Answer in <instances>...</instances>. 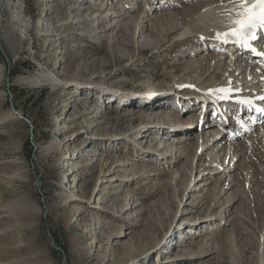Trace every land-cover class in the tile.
Listing matches in <instances>:
<instances>
[{"label":"rangeland","instance_id":"1","mask_svg":"<svg viewBox=\"0 0 264 264\" xmlns=\"http://www.w3.org/2000/svg\"><path fill=\"white\" fill-rule=\"evenodd\" d=\"M93 1L90 12L88 0H20L26 27L15 23V50L0 41V264H264V142L252 146L264 133L256 127L239 134L244 156L232 183L220 174L198 179L208 160L225 157L229 138L219 133L213 152H198L194 138L204 143L209 127L205 121L197 128L199 109L190 113L183 106L187 119L175 105L159 113L172 99L162 96L165 88L183 84L187 93L180 96L195 98L192 89L222 80L228 66L226 53L218 73L203 64L185 70L217 48L208 45L198 55L196 41H177L183 29L166 16L189 17L198 1L165 0L163 8L159 0ZM115 7L128 10L131 27L124 31L112 19ZM94 11L107 16L90 21ZM142 11L151 20L140 29L135 21ZM14 12L1 11V21ZM255 56L247 58L259 60ZM48 70L60 84L42 78ZM234 73L226 75L235 79ZM22 77L42 81L24 84ZM73 82L80 84L68 87ZM79 85L88 91L78 92L82 99L71 97ZM102 92L116 100L103 101ZM154 97L160 98L155 107H143ZM176 119L194 128L184 144L167 140V133L156 136L157 125ZM148 126L155 129L142 133ZM178 147L179 162L172 155L161 159L176 149L179 154ZM116 164L124 166L112 174ZM69 189L74 196L65 200Z\"/></svg>","mask_w":264,"mask_h":264},{"label":"bare ground","instance_id":"2","mask_svg":"<svg viewBox=\"0 0 264 264\" xmlns=\"http://www.w3.org/2000/svg\"><path fill=\"white\" fill-rule=\"evenodd\" d=\"M159 1H160V6L163 8L166 1L165 0H159ZM195 1H198L199 4L195 5L194 8H191V10L189 11V17L181 16L180 14H175L174 16L167 15L166 16L167 21L168 20L172 21L174 19H177L175 22L177 29H179L180 26H181L180 29L181 30L183 29L182 31L179 32L180 35L177 38V41L185 40V39H192V40L196 41L198 46H200V48H198V55L200 53H204L205 51H207L209 49L208 45H210V47H213V46H211L213 44L215 45V48H217V52L213 51L214 54L212 53L209 60H207L205 56H202L201 60L199 61L198 64L196 62H191L193 64V66H195V68L190 67V66H186V68H185L186 72L189 73V72H192L193 70H197L198 68L200 69V66L203 64L204 65L203 68L206 71H210L211 73H214V72L218 73V72L222 71L221 70V68L223 67L222 61L224 60L226 53H227V57H229V63H228V66L224 69V73H221L222 80L218 81V80H215L214 77L212 78V81L210 82L209 85L215 84V86H209L206 84L205 87L208 86L206 89H192L191 90L192 92L197 93V95L194 96L195 98H190V97L188 98L185 96H180L181 93L176 92V93H178L179 97H181L177 100L178 106L181 107V109L179 110V113L182 115H186V113H184L182 110L183 106H185L189 110H191V111H189L190 113L195 111V110L197 111L199 109L198 110L199 113L196 115V120H195L196 122H198L199 116H200V111L205 110L209 103L215 104L219 100H221L223 103H230L231 105H237V106H240L243 109L247 110L246 114L248 116H247V119L245 121L248 124L246 126H243L241 128V125H237L236 130H232V129H230V127L227 123V120L222 119L221 121L223 122V128H220V127H218L217 124L212 123L216 119L215 116H212L211 120H210L211 122L208 121L210 123L207 124L209 127H208L206 133L204 134V136H205L204 137V143H203V139L201 138L200 135H197L194 138L196 140V142L198 143V149H197L198 152H200L204 147H205L204 150L208 149V150H210V152H213L214 149L219 146V143H221V139L223 138L222 136L217 138V135L219 133H223V131L225 129L229 130L227 133H229L228 138H229L230 142L229 143L226 142V144L228 143L230 147H229V149L227 147L226 152H224L225 157L222 158V160H219V159L217 160V159H212V158L210 160H208L204 164L205 165L204 167L206 169H203L201 171L199 170L202 173H199V174H201V177L198 179H201L204 177L203 179L206 180L208 178L207 176L213 177L217 174H220L221 177L225 176L228 179L229 183H232L233 177L231 174L235 170L236 161L239 160L241 158V156H244V153H242V150L238 144L239 142L243 141V139H241L239 136H237V133L248 134L251 132L250 134H252V131L256 127L258 128L259 133H264V125H263L264 124V111L259 109V106H257V105H259V99L261 97L264 98V54H262V55H260L259 53L251 54V52H249V51L237 49L231 43L232 42L231 37L228 38V43H226V44L222 43L220 40H217V38H216L217 33H220L221 35H223L224 33H227L230 30H232L233 26L230 23L229 13L227 10L233 9V11L231 13V18L234 19L235 18V11L238 10V8H239L238 0L235 3H234V0H206V1L203 0L205 2H202V3H201L202 0H195ZM88 2L92 3L91 5L89 4L90 6L88 7V10H89V8L90 9L92 8L90 12H93V6H94L93 3H95V2L93 0H88ZM190 2H193V0H189V3ZM249 2H251V0H249ZM19 4H20V0H0V12L1 11L12 12V9H14V11H15L14 17L12 15L11 19H9L5 22L1 21V19H0V41H2V42L4 41L7 45H10L12 47L13 51L15 50V43H16V36H17V30L15 29V27L17 25L19 27H21V29L26 27L25 26L26 20L23 17L21 4L20 5ZM94 10H96V9H94ZM127 11L128 10H126V9L121 10V7H119V9H117V7L114 8V11L111 15H113L112 19H117V22L115 23L116 26H118L117 30L121 29L122 31H124L123 29L131 27L130 23L128 22V21H130L131 18H128L129 15H128ZM94 12H95L94 13L95 16H93L90 19V21L91 20L96 21V19L100 20V19H103V16H104V18L107 16V13L101 17V16H99L100 13L97 14L96 13L97 11H94ZM145 14H146L145 11H142L141 14L139 15V17L136 18L135 27L143 29V27H145V23H147L148 21L151 20V19L150 20L146 19V17H148V14L147 15H145ZM175 16H176V18H175ZM155 20H156V18H155ZM120 21H122V23H120ZM159 21H160V19H159ZM161 22L162 21H160V23ZM15 23H17L16 26H15ZM143 23H144V26H143ZM155 24H156V22H155ZM152 29H154V28H152ZM152 29H150L151 32H153ZM171 29H173V27ZM177 41L174 42L173 45H175L177 43ZM158 46H159V44L157 43L154 48H157ZM215 48H214V50H215ZM255 48L258 49L259 46H256ZM221 51H226V52L224 54ZM255 55H259L258 56V57H260L259 60H257L256 58H254V59L253 58L252 59L247 58V56L248 57L249 56L256 57ZM246 58L248 60L244 61V59H246ZM259 61H261L263 63H259ZM240 62H242V63L239 65L238 63H240ZM2 71L0 68V77L2 76ZM234 71H235V73L233 75H235L237 73L235 75V79L232 78L233 76L231 78H229V75L231 76ZM226 73H229V75H226ZM41 75H42V78L44 80L48 81V84L51 85L52 87L60 84V80L58 79V77L55 76L54 73L50 72L49 70L47 72L43 71L41 73ZM18 81L20 83L34 85V84H39L40 81H42V79L40 77H36V78H34V77H22ZM229 82L231 84H227ZM73 84L77 85L80 83L73 82V83H70L68 87L72 88V86H74ZM216 85H219V86H216ZM175 86H179V84H176ZM87 87H88V85L77 86L74 90H72V96L71 97H74L75 93H77V96L79 98H81V96H83L84 94H79L78 92L88 91ZM183 87L185 88V86H183ZM98 88L101 89V87H98ZM236 88H242V91L245 93L243 94V93L238 92V94L233 95L234 97L228 98V89L233 91ZM220 89H223L224 92L217 91ZM180 92H182V91H180ZM222 94H224L225 96L222 97ZM249 94H252V95H249ZM240 95H242L243 98L252 97L254 100L257 101V103L254 102L253 106H251V105L244 104V102L243 103L237 102L236 100H239V98H242ZM138 96L140 97L143 95H138ZM139 97L136 96L137 99H135V100H139ZM140 98H142V97H140ZM167 98H170V97H167ZM101 99L103 101H105L106 99H108L109 101L116 100L115 98H111L109 95H105L104 92H102V94H101ZM159 100H160L159 97L158 98L157 97L151 98L149 101L145 100L143 107H145L146 105H149V106L152 105L155 107V105H154L155 102H158ZM261 100H263V99H261ZM174 101H176V100H174ZM188 104L190 107L187 106ZM169 109H170V107H169ZM164 110H166V108H160L159 113H163L162 111H164ZM215 110H216L215 113H218V112L219 113H225V112L231 113L230 109H225L221 105H220V107L216 108ZM11 113H12L11 115L13 116V118L16 117L15 119H19V116H20L19 113H17L14 110H13V112L11 111ZM84 115H87V113L85 112L84 114L80 115L79 118H81ZM5 117H7V116H5ZM155 117L161 118V116L159 114H157ZM186 119H187V115H186ZM202 120L203 121H201V124H205L207 117L204 116ZM160 121L162 122L163 120H160ZM187 122H189V121H187ZM164 124H165V122H162L160 125H157L158 128H156L157 129L156 130L157 131L156 136L160 135L159 139H161V135L167 133V135L165 134L166 137L171 136L170 138H167V140L171 139L172 141H176L177 143L183 142V144H184L185 142H187L189 140V137H190L189 133L191 131H193V129H194L191 126V124H189V123H185L186 125L183 126L181 121L177 120V119H176V123H174L172 125H169V124L164 125ZM259 124H261V125H259ZM176 126H179V127H176ZM93 128H94V126L89 128L85 132H84V130H81L80 132H78V134H84V133L88 134V132H92ZM151 129L153 130V129H155V127L148 126L141 131H142V133H147V132H149V130L151 131ZM178 132H182V134L175 138L174 133H178ZM224 133H225V131H224ZM168 134H172V135H168ZM165 136L163 135L162 137H165ZM60 142L64 143V141H60ZM259 142H264V134H261V135L258 134V136L256 135V136H254V138H252V146L254 145L256 147L255 150L258 149ZM56 145L53 146L54 150L56 148L55 147ZM149 145H151V143ZM245 146H246V148L249 149L247 144H245ZM64 147H65V145L62 146V150H64ZM178 148L180 149V147H178ZM46 150H48V149H46ZM202 153H203V151H202ZM181 154H182L181 149L179 151V154H177V149H176L174 151V154H173V152L170 155L162 154L161 159H166V157L169 158L172 155V158H177L178 160L176 162H179V159L182 157ZM150 155H157V153L156 154L152 153ZM120 165L116 164L115 166H113L114 168L112 169L111 173L114 174V173L120 172L118 170ZM121 166H124V165H121ZM179 173H180L179 171H176L174 174H175V176H177ZM221 177H219V179H221ZM191 181H192V179H191ZM191 181L188 183L186 190L190 187ZM68 192H70V189L64 191V194L62 195L65 200H69V199L73 198V196H74L71 192L70 193H68ZM192 192H194V186L189 190V193L192 194ZM181 202H182V199L179 201V205L181 204ZM126 211H127V208L125 209V212ZM210 220L213 221L211 218L207 219V220L204 219L202 221L203 223H205L204 227L208 228V226L211 224ZM193 225H198V224H193ZM211 229L213 230V228H211ZM191 230L192 229H190V231H189L190 233H191Z\"/></svg>","mask_w":264,"mask_h":264},{"label":"snow or ice","instance_id":"3","mask_svg":"<svg viewBox=\"0 0 264 264\" xmlns=\"http://www.w3.org/2000/svg\"><path fill=\"white\" fill-rule=\"evenodd\" d=\"M237 0H234V3ZM239 8L235 11V18H231L233 9H228L230 23L233 26L232 30L221 35L217 33L216 38L222 43H228V38H235V41L241 47L248 48L250 51H255L251 46V42L256 37L258 29H264V0H238ZM224 92L223 89L217 90ZM230 91V90H229Z\"/></svg>","mask_w":264,"mask_h":264},{"label":"water","instance_id":"4","mask_svg":"<svg viewBox=\"0 0 264 264\" xmlns=\"http://www.w3.org/2000/svg\"><path fill=\"white\" fill-rule=\"evenodd\" d=\"M20 117V116H19Z\"/></svg>","mask_w":264,"mask_h":264}]
</instances>
